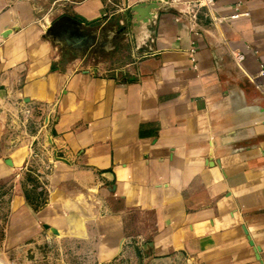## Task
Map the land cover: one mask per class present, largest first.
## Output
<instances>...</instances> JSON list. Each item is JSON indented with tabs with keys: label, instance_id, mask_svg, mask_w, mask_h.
I'll list each match as a JSON object with an SVG mask.
<instances>
[{
	"label": "crops",
	"instance_id": "1",
	"mask_svg": "<svg viewBox=\"0 0 264 264\" xmlns=\"http://www.w3.org/2000/svg\"><path fill=\"white\" fill-rule=\"evenodd\" d=\"M35 1L0 0V179L34 147L52 168L10 227L101 260L134 245L154 264H264V0H75L88 22L141 5L128 79L61 68ZM14 101L41 113L34 133L6 132Z\"/></svg>",
	"mask_w": 264,
	"mask_h": 264
},
{
	"label": "rangeland",
	"instance_id": "2",
	"mask_svg": "<svg viewBox=\"0 0 264 264\" xmlns=\"http://www.w3.org/2000/svg\"><path fill=\"white\" fill-rule=\"evenodd\" d=\"M74 1H35L59 66L95 69L98 74L128 79V63L138 56L133 51L135 9L114 7L109 18L88 22L71 11ZM137 14L141 16L138 10ZM5 111L9 121L4 128L13 136L30 135L41 122L39 110L28 103L14 101ZM51 168L34 147L32 157L22 168L0 179V264H154L145 251L134 245L119 256L101 260L91 243L60 237L50 225L34 228L24 223L10 227L11 202L17 195H24L35 211L44 205Z\"/></svg>",
	"mask_w": 264,
	"mask_h": 264
},
{
	"label": "built area",
	"instance_id": "3",
	"mask_svg": "<svg viewBox=\"0 0 264 264\" xmlns=\"http://www.w3.org/2000/svg\"><path fill=\"white\" fill-rule=\"evenodd\" d=\"M233 56H234L235 60H239L240 61L243 58L244 55L242 53H234ZM191 59L194 60L193 56H191Z\"/></svg>",
	"mask_w": 264,
	"mask_h": 264
},
{
	"label": "water",
	"instance_id": "4",
	"mask_svg": "<svg viewBox=\"0 0 264 264\" xmlns=\"http://www.w3.org/2000/svg\"><path fill=\"white\" fill-rule=\"evenodd\" d=\"M140 6H141V5H139V6H135L134 8L131 9V10L135 9L136 16H138V14H137V9H138ZM7 162H9V161L7 160ZM43 226H44V227H48V224H45V223H44ZM53 231L57 232V231L54 230V229H53Z\"/></svg>",
	"mask_w": 264,
	"mask_h": 264
}]
</instances>
